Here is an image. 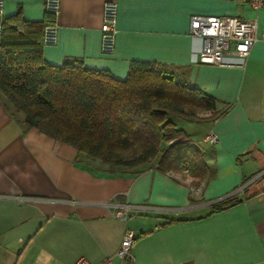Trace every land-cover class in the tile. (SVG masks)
I'll return each instance as SVG.
<instances>
[{"label": "crops", "instance_id": "crops-1", "mask_svg": "<svg viewBox=\"0 0 264 264\" xmlns=\"http://www.w3.org/2000/svg\"><path fill=\"white\" fill-rule=\"evenodd\" d=\"M117 4L116 48L101 52L103 4ZM45 0H4L2 18L43 22ZM256 19L257 41L241 65L202 64L192 15ZM57 43L43 60L60 66L80 58L92 69L124 79L134 62L187 72V84L214 98L218 116L190 120L186 131L203 148L210 175L147 167L110 171L69 144L22 123L0 99V264L98 263L115 257L132 230L134 264H264V6L244 0H60ZM193 127V126H190ZM216 143L204 137L210 132ZM197 136V137H195ZM197 138H200L199 140ZM237 194L239 203L207 214L214 202ZM130 206L128 218L113 205ZM172 220V221H171ZM170 221V222H169ZM169 222V223H168Z\"/></svg>", "mask_w": 264, "mask_h": 264}, {"label": "trees", "instance_id": "trees-1", "mask_svg": "<svg viewBox=\"0 0 264 264\" xmlns=\"http://www.w3.org/2000/svg\"><path fill=\"white\" fill-rule=\"evenodd\" d=\"M16 16V15H15ZM2 18L0 99L27 128L69 144L110 171L147 167L184 169L203 179L210 174L203 148L171 119H197L199 110L222 114L217 101L190 87L187 72L134 62L124 79L88 68L80 58L60 66L43 60V22ZM239 203L237 194L214 202L207 214ZM172 221V220H171ZM170 222V221H169ZM168 222V223H169Z\"/></svg>", "mask_w": 264, "mask_h": 264}, {"label": "built area", "instance_id": "built-area-1", "mask_svg": "<svg viewBox=\"0 0 264 264\" xmlns=\"http://www.w3.org/2000/svg\"><path fill=\"white\" fill-rule=\"evenodd\" d=\"M252 10H259L264 6V0H244ZM4 10V0H0V41L2 37V15ZM60 10V0H45V12L52 15L54 20L48 24L43 31V45L53 46L57 43L58 26L55 22ZM103 21L101 24V52L105 55H113L116 48L115 27L117 17V4L114 1H106L103 4ZM257 21L256 19H244L235 15H201L195 14L190 18V32L201 39V46L196 54V60L202 64H212L220 66L237 65L225 60V54L233 45V52L240 58L248 56L251 47L257 41ZM241 65V64H238ZM204 141L209 144L216 143V136L210 131ZM264 175L261 172L259 176ZM1 197V196H0ZM130 206L113 205V216L121 220L128 218ZM135 240L132 230H125L120 248L115 254L119 264H134L131 255V246ZM112 257H107L98 263L90 262L84 258L78 259L73 264H111Z\"/></svg>", "mask_w": 264, "mask_h": 264}, {"label": "rangeland", "instance_id": "rangeland-1", "mask_svg": "<svg viewBox=\"0 0 264 264\" xmlns=\"http://www.w3.org/2000/svg\"><path fill=\"white\" fill-rule=\"evenodd\" d=\"M208 113H209V111L199 110L196 114V117H197V119H200V118L206 116V114H208ZM171 119L177 124L178 127L182 128L185 132L186 131L191 132V129L194 131L198 129V131H199L200 128H202L201 126H203L202 122L193 123V125H190V123H188V121H185L186 118L180 117V116H172ZM190 126H193V127H190ZM195 137H197V136H195ZM197 139L199 140L200 138H197ZM138 168H141V167H136V168H134V170H136Z\"/></svg>", "mask_w": 264, "mask_h": 264}]
</instances>
